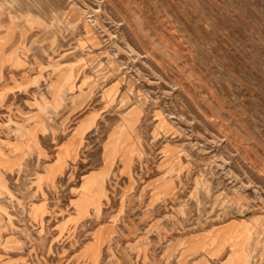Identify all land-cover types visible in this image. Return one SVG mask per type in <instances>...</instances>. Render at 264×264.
Here are the masks:
<instances>
[{"label": "rangeland", "instance_id": "obj_1", "mask_svg": "<svg viewBox=\"0 0 264 264\" xmlns=\"http://www.w3.org/2000/svg\"><path fill=\"white\" fill-rule=\"evenodd\" d=\"M0 264H264V0H0Z\"/></svg>", "mask_w": 264, "mask_h": 264}]
</instances>
